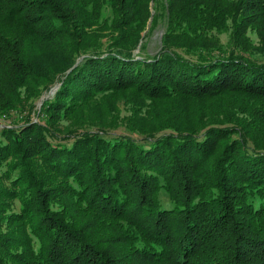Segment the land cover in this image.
<instances>
[{
  "label": "trees",
  "instance_id": "trees-1",
  "mask_svg": "<svg viewBox=\"0 0 264 264\" xmlns=\"http://www.w3.org/2000/svg\"><path fill=\"white\" fill-rule=\"evenodd\" d=\"M1 117L0 264H264V0H0Z\"/></svg>",
  "mask_w": 264,
  "mask_h": 264
},
{
  "label": "rangeland",
  "instance_id": "rangeland-1",
  "mask_svg": "<svg viewBox=\"0 0 264 264\" xmlns=\"http://www.w3.org/2000/svg\"><path fill=\"white\" fill-rule=\"evenodd\" d=\"M163 33V26L162 24L155 29V31L150 35V37H148L147 39H145V43L147 45V48L144 50V52L148 53V54H155L156 51L159 49V46L161 44V36ZM226 35H223V37L225 38ZM136 53L139 52V50L137 49L135 51ZM52 93H48V92H44L40 98H38V102H37V112L40 110L41 105L43 103V100L48 96L51 95ZM42 101V103H40ZM37 113L35 111H33V116L35 119H37ZM11 119L8 118H0V126H4L5 123L9 122ZM163 201L168 204V198L167 197H163Z\"/></svg>",
  "mask_w": 264,
  "mask_h": 264
},
{
  "label": "water",
  "instance_id": "water-1",
  "mask_svg": "<svg viewBox=\"0 0 264 264\" xmlns=\"http://www.w3.org/2000/svg\"><path fill=\"white\" fill-rule=\"evenodd\" d=\"M57 88H58V85H55L53 88H51L49 93H53ZM40 103H42V101Z\"/></svg>",
  "mask_w": 264,
  "mask_h": 264
}]
</instances>
